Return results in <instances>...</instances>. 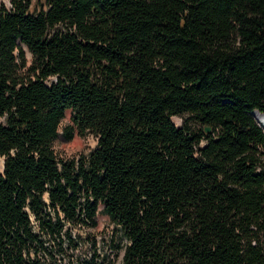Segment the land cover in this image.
I'll return each mask as SVG.
<instances>
[{
    "label": "trees",
    "instance_id": "1",
    "mask_svg": "<svg viewBox=\"0 0 264 264\" xmlns=\"http://www.w3.org/2000/svg\"><path fill=\"white\" fill-rule=\"evenodd\" d=\"M9 3L0 264H111L99 204L121 264H264V0ZM66 109L97 139L78 159L52 148Z\"/></svg>",
    "mask_w": 264,
    "mask_h": 264
},
{
    "label": "rangeland",
    "instance_id": "2",
    "mask_svg": "<svg viewBox=\"0 0 264 264\" xmlns=\"http://www.w3.org/2000/svg\"><path fill=\"white\" fill-rule=\"evenodd\" d=\"M1 2L6 8L10 7L9 0H1ZM25 57L27 63L29 64L31 61V54L28 50H25ZM71 114V109L65 110L64 117L62 118L59 125L57 137L52 143V148L56 152L58 158L62 159H78L82 155H87L96 147H93V142H97L96 136L89 131L79 133L78 130L74 128L72 139L67 140L64 137L63 127L65 125L72 124ZM187 116L188 115L186 113L175 115L171 117V120L176 126H181L183 125ZM2 159L3 158L0 156V171L2 169ZM96 220L97 225L91 229L90 232L97 241V247L104 246L107 247V251L113 250V253H111L113 254L111 264H121L124 248L128 244V240L125 238L121 227L109 218V216L105 213L102 204L98 205ZM82 234L85 236V233ZM113 245L115 247H113ZM79 247L81 250L88 249L86 239H83L80 242Z\"/></svg>",
    "mask_w": 264,
    "mask_h": 264
},
{
    "label": "water",
    "instance_id": "3",
    "mask_svg": "<svg viewBox=\"0 0 264 264\" xmlns=\"http://www.w3.org/2000/svg\"><path fill=\"white\" fill-rule=\"evenodd\" d=\"M251 115L253 116V118L256 121V123L258 124V126L261 127V129L263 130V127L258 122V116H260L261 118L264 119V113H261L258 110H253V111H251ZM204 131L206 133H210L211 132V128L207 126V127L204 128ZM3 162H4V158L2 160V169H3Z\"/></svg>",
    "mask_w": 264,
    "mask_h": 264
},
{
    "label": "bare ground",
    "instance_id": "4",
    "mask_svg": "<svg viewBox=\"0 0 264 264\" xmlns=\"http://www.w3.org/2000/svg\"><path fill=\"white\" fill-rule=\"evenodd\" d=\"M258 122L263 127V131H264V119L258 116Z\"/></svg>",
    "mask_w": 264,
    "mask_h": 264
},
{
    "label": "clouds",
    "instance_id": "5",
    "mask_svg": "<svg viewBox=\"0 0 264 264\" xmlns=\"http://www.w3.org/2000/svg\"><path fill=\"white\" fill-rule=\"evenodd\" d=\"M96 143H97L96 141H94V142H93V147H95V146H96Z\"/></svg>",
    "mask_w": 264,
    "mask_h": 264
}]
</instances>
